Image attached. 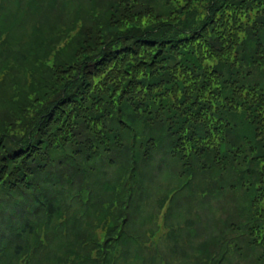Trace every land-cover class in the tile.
<instances>
[{
    "label": "trees",
    "instance_id": "16d2710c",
    "mask_svg": "<svg viewBox=\"0 0 264 264\" xmlns=\"http://www.w3.org/2000/svg\"><path fill=\"white\" fill-rule=\"evenodd\" d=\"M0 264H264V0H0Z\"/></svg>",
    "mask_w": 264,
    "mask_h": 264
}]
</instances>
